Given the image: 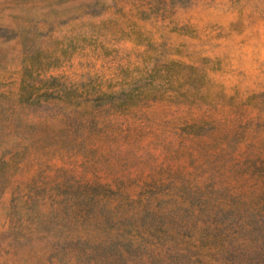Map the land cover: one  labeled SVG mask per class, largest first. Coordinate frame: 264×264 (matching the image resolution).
<instances>
[{
    "label": "rangeland",
    "instance_id": "obj_1",
    "mask_svg": "<svg viewBox=\"0 0 264 264\" xmlns=\"http://www.w3.org/2000/svg\"><path fill=\"white\" fill-rule=\"evenodd\" d=\"M0 264H264V0H0Z\"/></svg>",
    "mask_w": 264,
    "mask_h": 264
}]
</instances>
